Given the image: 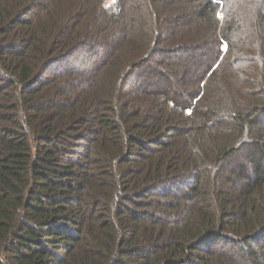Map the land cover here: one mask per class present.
<instances>
[{"label":"trees","instance_id":"16d2710c","mask_svg":"<svg viewBox=\"0 0 264 264\" xmlns=\"http://www.w3.org/2000/svg\"><path fill=\"white\" fill-rule=\"evenodd\" d=\"M105 3L0 0V264H264V0Z\"/></svg>","mask_w":264,"mask_h":264},{"label":"rangeland","instance_id":"374dc122","mask_svg":"<svg viewBox=\"0 0 264 264\" xmlns=\"http://www.w3.org/2000/svg\"><path fill=\"white\" fill-rule=\"evenodd\" d=\"M105 1H106L105 4H106L107 9H109L110 11H113V12H117V13L119 12V9L117 8L118 0H105ZM137 1L139 2L140 0H137ZM263 6H264V3H263ZM242 15H243V23H241V26L245 29V31H244L245 32V40H243L244 47H242V48H244V50H246L247 49L246 46H248L247 45L248 42L246 41V38L251 37V35H249L248 33L250 32L251 29H253V30L255 29L256 24L254 23V20H252V18L249 17V15L247 13L245 14V12H243ZM219 18H220V20L223 18L221 11L219 14ZM250 27H251V29H250ZM205 31H206V36H204V37H205V39H208V42L206 43L207 46L204 45L200 49L199 54L196 56V59H198L202 62L203 61L205 62L207 59L209 60V58H211L215 53V45H214L215 43H213V41L210 37H207L209 35V33H207V29ZM256 33H254V34L256 36H258V32H256ZM251 34L253 37V33H251ZM259 34H260V32H259ZM259 37H262L263 39L260 42L256 41L255 51L252 52L253 56L255 55V58H254L255 62L256 63L258 62L257 64H259V65L258 66L250 65V67H248V65L246 63L244 65L239 64L240 66L236 67V69L238 71L239 70L241 71L245 68H248L249 77L247 78L248 81H246V82H249V83H246V86H241L242 83L240 81L242 79H246V75H247L246 73H242V75H241L242 78L240 76L239 80H237V82H239V83L234 84V89L236 92L235 104H240V105L242 104L243 106H249L252 103L258 104L259 107L255 108L257 110H254L253 113L258 114V115H264V101H263L262 89H261V86H262L261 83L264 80V73H261L259 71V69H261V68H259V66L262 63V62H260V61H262L260 59V55L264 54L263 53V51H264V35L263 36L260 35ZM233 44L235 45L236 43H233ZM223 50H225V48ZM241 66H242V68H240ZM254 67H256V70L258 68V72L255 73ZM263 68H264V66H263ZM252 78H254V79H252ZM248 115H250V113ZM263 119H264V116H263Z\"/></svg>","mask_w":264,"mask_h":264}]
</instances>
